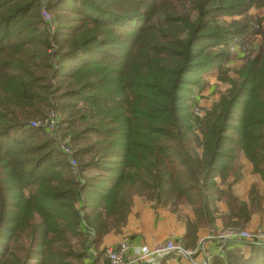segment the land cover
<instances>
[{"label":"trees","instance_id":"trees-1","mask_svg":"<svg viewBox=\"0 0 264 264\" xmlns=\"http://www.w3.org/2000/svg\"><path fill=\"white\" fill-rule=\"evenodd\" d=\"M254 9L264 0H0V264H82L135 197L191 207L186 249L220 202L225 228L246 229L264 203L255 184L246 201L233 191L245 165L264 187ZM255 36L257 52L197 120L196 89ZM49 110L76 172L32 127ZM221 244L210 264H264V245Z\"/></svg>","mask_w":264,"mask_h":264},{"label":"crops","instance_id":"crops-1","mask_svg":"<svg viewBox=\"0 0 264 264\" xmlns=\"http://www.w3.org/2000/svg\"><path fill=\"white\" fill-rule=\"evenodd\" d=\"M252 184L261 189L264 188L259 177L253 174L249 166L245 165L242 171V179L233 186V191L240 199L246 201L248 200V190ZM218 209V218L213 227L222 229L225 228V223L221 216L227 213V208L224 203L220 202ZM191 220V207L186 203L174 204L171 202L164 206H156L143 198L135 197L125 226L119 233L109 232L97 247H91L88 251V258L82 264H108L104 257V251L108 247L117 245L124 238L129 239L134 245L147 247H153L170 240L186 249L182 245V241ZM210 228L212 227L205 226L199 230L194 246L186 249L191 253L189 256L182 257L172 253L151 264H204L208 254L211 255V259L213 256H222V244L208 239ZM245 228L250 231L264 228V203L262 211L253 214ZM232 243L241 245L245 242L233 240ZM247 250L245 248V251Z\"/></svg>","mask_w":264,"mask_h":264},{"label":"built area","instance_id":"built-area-1","mask_svg":"<svg viewBox=\"0 0 264 264\" xmlns=\"http://www.w3.org/2000/svg\"><path fill=\"white\" fill-rule=\"evenodd\" d=\"M42 19L50 23L51 17L45 11L41 12ZM32 127H39L45 130L55 141L58 150L67 157L73 172L77 171V163L73 157V147L68 137L62 135L59 131V117L56 112L49 110L43 120L32 123ZM208 239L216 243L226 241H241L264 245V228H257L252 231L237 228H210ZM176 253L182 257L189 256L191 253L181 245L173 241H165L162 244L153 247L139 246L132 244L129 239H122L117 245L108 247L104 251V257L108 264H151L158 259L167 257ZM206 262L209 264L211 255H206Z\"/></svg>","mask_w":264,"mask_h":264},{"label":"rangeland","instance_id":"rangeland-1","mask_svg":"<svg viewBox=\"0 0 264 264\" xmlns=\"http://www.w3.org/2000/svg\"><path fill=\"white\" fill-rule=\"evenodd\" d=\"M249 15L255 20L251 26L257 30L261 25L264 28V11L262 9L251 10ZM260 37L255 36L250 42L243 46H236L230 49V58L228 62L214 68L202 81L201 87L196 89V104L194 107L195 117L201 121L202 115L210 110L220 95L229 87L232 81L238 76V71L243 62V57L253 55L260 46ZM218 51V50H215Z\"/></svg>","mask_w":264,"mask_h":264}]
</instances>
